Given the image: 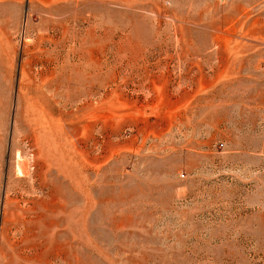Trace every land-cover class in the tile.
Masks as SVG:
<instances>
[{
  "label": "rangeland",
  "instance_id": "rangeland-1",
  "mask_svg": "<svg viewBox=\"0 0 264 264\" xmlns=\"http://www.w3.org/2000/svg\"><path fill=\"white\" fill-rule=\"evenodd\" d=\"M0 264H264V0H0Z\"/></svg>",
  "mask_w": 264,
  "mask_h": 264
},
{
  "label": "bare ground",
  "instance_id": "bare-ground-1",
  "mask_svg": "<svg viewBox=\"0 0 264 264\" xmlns=\"http://www.w3.org/2000/svg\"><path fill=\"white\" fill-rule=\"evenodd\" d=\"M35 126L37 129H33L31 135V146L33 151L30 156V163L28 161H20L16 165V175L18 177L30 178L32 179L31 191H33V186L38 185L39 187L51 188V193L55 195L57 189V177L63 175L68 176L71 171V163L68 159L69 152L66 146L59 143L51 144L48 142L49 131L47 126L39 124L35 121ZM51 135V134H50ZM42 140L46 141V146L50 147L44 148L40 143ZM62 141V140H60ZM20 160V159H19ZM32 167V171L29 172V167ZM51 178V179H49ZM12 204H17L18 200L14 199L11 201Z\"/></svg>",
  "mask_w": 264,
  "mask_h": 264
}]
</instances>
